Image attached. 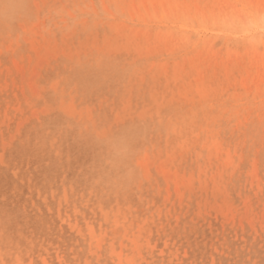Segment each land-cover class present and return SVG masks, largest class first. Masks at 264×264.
I'll return each instance as SVG.
<instances>
[{"label":"rangeland","instance_id":"374dc122","mask_svg":"<svg viewBox=\"0 0 264 264\" xmlns=\"http://www.w3.org/2000/svg\"><path fill=\"white\" fill-rule=\"evenodd\" d=\"M0 264H264V0H0Z\"/></svg>","mask_w":264,"mask_h":264},{"label":"bare ground","instance_id":"6f19581e","mask_svg":"<svg viewBox=\"0 0 264 264\" xmlns=\"http://www.w3.org/2000/svg\"><path fill=\"white\" fill-rule=\"evenodd\" d=\"M229 6V5H228ZM244 15V14H243ZM243 15H241V16H243ZM246 17V16H245ZM243 20V19H242ZM211 49V48H210ZM245 71V70H244ZM235 92H236V90H235ZM262 101V100H261ZM217 105V104H216ZM259 105V104H258ZM240 106V105H239ZM220 107V106H219ZM226 107V106H225ZM242 109V108H241ZM217 110V109H216ZM244 112V111H243ZM196 115V114H195ZM205 115V114H204ZM260 116V115H259ZM220 117V116H219ZM227 122V121H226ZM234 123V122H233ZM223 125V124H222ZM191 127V126H190ZM222 127V126H221ZM183 130V129H182ZM190 132V131H189ZM241 135V134H240ZM227 136V135H226ZM235 137H237V136H235ZM247 140V139H246ZM229 142V141H228ZM221 156V155H220Z\"/></svg>","mask_w":264,"mask_h":264}]
</instances>
